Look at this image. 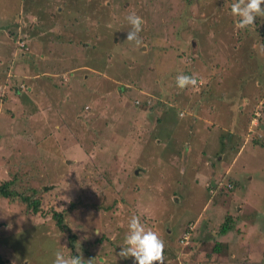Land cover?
<instances>
[{"label": "rangeland", "instance_id": "1", "mask_svg": "<svg viewBox=\"0 0 264 264\" xmlns=\"http://www.w3.org/2000/svg\"><path fill=\"white\" fill-rule=\"evenodd\" d=\"M188 1L0 0L8 264H264V0Z\"/></svg>", "mask_w": 264, "mask_h": 264}, {"label": "trees", "instance_id": "2", "mask_svg": "<svg viewBox=\"0 0 264 264\" xmlns=\"http://www.w3.org/2000/svg\"><path fill=\"white\" fill-rule=\"evenodd\" d=\"M199 1V0H198ZM197 1V2H198ZM193 0H189L188 1V6L189 7H191L192 5H193ZM29 3H32V4H34V2L33 1H31V2H29ZM237 3L240 5V7H239V9L237 10V11H235L237 14L236 15H240V14H242V11L244 10V6H243V4H242V2L241 1H237ZM240 23H241V21H239ZM17 23L15 22V24L12 26V24H8V26L7 27H5V28H3V29H1V31L3 32V34H4V37H5V39H6V42H5V48L7 49V47H8V39L6 38V35H5V33H7L8 35H11V36H15V34H17V32H15V31H12L11 29L13 28V29H15V28H17V25H16ZM10 28V29H9ZM8 50V49H7ZM4 57V56H3ZM2 65V64H1ZM3 66V65H2ZM2 68H4L3 69V71L5 72L6 70H7V68H8V66H4V67H1V69ZM247 76H250V74L248 73L247 74ZM192 78V79H191ZM184 80H188L187 82L189 83L191 80H193V77H191V76H189V77H187V75L185 76V78H184ZM195 80L197 81V80H199L198 78H195ZM194 80V81H195ZM245 80V79H244ZM9 88H11V87H9ZM185 87H183V89H184ZM16 89V92L17 93H19L20 95L22 94V92H21V90L19 89V86L17 85V87L15 88ZM15 89H14V91H15ZM161 96H165L166 97V94H167V92H166V90H164V91H162L161 90ZM207 92H205V91H202L201 92V98H204L205 99V97H204V95L206 94ZM154 97V96H153ZM153 97H147V99H146V101L145 100H141L139 103V107L140 108H142V109H145L146 107H149V108H151L152 110H156V109H158V108H160L161 106L163 107V105H164V103L159 99H157V101H155L154 100V98ZM5 100V99H4ZM154 102V103H153ZM147 104H148V106H147ZM152 104V105H151ZM157 121V123H159L160 122V120L159 119H157L156 120ZM259 127H258V131L260 130V128H261V126L263 127V130H262V133H261V135L260 136H256V138L254 139V144L255 145H257L258 147H260L261 149H264V125H263V123H260L259 122ZM231 185H232V189H235V186H236V183L234 182V180H230V182H229ZM15 186V184L14 183H12V182H9V181H5V182H3V183H1L0 184V199H4V200H6L7 202H12V203H23V204H27L28 203V206H32V205H34L33 206V210H32V213L33 214H37L38 213V208H37V202H34V203H29V198H25V197H22V196H19V192H18V190H19V187L17 188V187H14ZM209 186V187H208ZM205 188H206V190H207V193H208V191H209V189L211 188V185L209 184H206L205 185ZM54 218L57 220V224L59 225L60 224V226H61V217L60 216H58L57 214H55L54 215ZM233 225H234V222H233V218H232V216H230V215H227L226 217H225V219H224V222H223V224L220 226V228H219V232H218V234L220 235V236H224V235H226L227 234V232H229L232 228H233ZM185 232H187V233H189V235H190V237H191V231H189V230H187V231H184V233ZM190 237H189V240H190ZM68 241H69V244H68V249H69V251H71L72 253H73V255H75V256H78V254H76L75 253V247H76V237L75 236H71V237H69L68 238ZM220 251V248H219V245H216V248H214L213 249V252L214 253H217V252H219ZM71 253V254H72ZM0 264H8V261L7 260H5V258L4 257H2V255H0Z\"/></svg>", "mask_w": 264, "mask_h": 264}, {"label": "crops", "instance_id": "3", "mask_svg": "<svg viewBox=\"0 0 264 264\" xmlns=\"http://www.w3.org/2000/svg\"><path fill=\"white\" fill-rule=\"evenodd\" d=\"M86 67H88V66H86ZM224 152H225V151H223V152H222V151H219V155H220V156H223V153H224ZM203 153H204V152H203ZM208 153L210 154V152H208ZM221 160H223V159H221ZM225 160H227V159H225ZM217 163L222 164V162H217ZM210 180H214V177H212V179H210ZM206 184L215 185V182H214V183L205 182V185H206ZM204 187H205V186H204ZM205 191L207 192L206 188H205ZM208 192H209V191H208ZM209 194H211V193H209ZM203 208H204V207H203ZM180 230H182V229H180ZM180 241H181V240L179 239V242H180ZM139 242L143 243L142 241H139ZM139 242H137V243H139ZM129 243H130V242H129ZM129 243H128V244H129ZM135 243H136V242L132 241L130 244H133V245L135 246ZM137 243H136V244H137ZM184 244H186V243H184ZM143 247H144V245L141 246L140 248H137V251H138L139 253H143L144 251H141V250H140V249L143 248ZM181 248H182V247H181ZM154 263H155V262H154ZM154 263H153V264H154Z\"/></svg>", "mask_w": 264, "mask_h": 264}, {"label": "built area", "instance_id": "4", "mask_svg": "<svg viewBox=\"0 0 264 264\" xmlns=\"http://www.w3.org/2000/svg\"><path fill=\"white\" fill-rule=\"evenodd\" d=\"M208 187H209V186H208ZM229 188H231V186H229ZM209 193H211V194H214V193H215V190H214L213 187H211V188L209 189ZM190 229H191V228H190ZM189 237H190L189 233L185 232V233L183 234V236H182L181 242H182V243H185L186 241H188Z\"/></svg>", "mask_w": 264, "mask_h": 264}, {"label": "clouds", "instance_id": "5", "mask_svg": "<svg viewBox=\"0 0 264 264\" xmlns=\"http://www.w3.org/2000/svg\"><path fill=\"white\" fill-rule=\"evenodd\" d=\"M208 185H209V184H208ZM210 185H211V184H210ZM228 186H231V189L233 188L232 185H228ZM211 187H213L214 190H215V193H214V194H217V193H218L217 185H216V184H215V185H211ZM214 194H212V195H214Z\"/></svg>", "mask_w": 264, "mask_h": 264}, {"label": "water", "instance_id": "6", "mask_svg": "<svg viewBox=\"0 0 264 264\" xmlns=\"http://www.w3.org/2000/svg\"><path fill=\"white\" fill-rule=\"evenodd\" d=\"M2 225L0 224V227H1Z\"/></svg>", "mask_w": 264, "mask_h": 264}]
</instances>
